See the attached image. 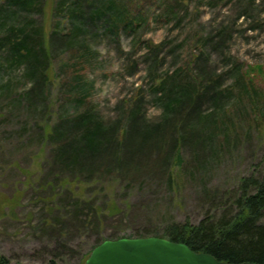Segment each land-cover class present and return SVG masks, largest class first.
<instances>
[{
  "label": "rangeland",
  "instance_id": "374dc122",
  "mask_svg": "<svg viewBox=\"0 0 264 264\" xmlns=\"http://www.w3.org/2000/svg\"><path fill=\"white\" fill-rule=\"evenodd\" d=\"M115 1L124 20L111 14L89 26L68 23L73 0H45L29 11L0 0V255L9 264H84L102 241L158 237L172 219L199 222L241 180H264V0ZM109 2L96 0L100 8ZM29 17L46 36L59 31L40 104L27 94L24 64L11 61L5 39ZM152 69L165 87L181 71L180 85L224 94L215 118L223 129L210 139L187 137L182 165L171 166L174 182L101 162L83 173L57 163L52 134L57 129L69 143L74 114L88 111L120 128L133 106L142 124L159 121L165 109ZM208 97L203 116L213 110Z\"/></svg>",
  "mask_w": 264,
  "mask_h": 264
},
{
  "label": "trees",
  "instance_id": "16d2710c",
  "mask_svg": "<svg viewBox=\"0 0 264 264\" xmlns=\"http://www.w3.org/2000/svg\"><path fill=\"white\" fill-rule=\"evenodd\" d=\"M73 1L74 7L68 8L70 9L68 23L71 21L75 25L80 23L95 26L104 17L103 20L110 19L108 17L111 14L114 15L110 19L113 22L125 19V14L121 12V7L115 0H110L105 8L102 4L101 8L98 7L100 5L97 6L96 0ZM6 3H9L10 7L19 5L29 11L34 7L43 8L46 2L6 0ZM12 16L15 17V12ZM29 18L22 29L17 32L11 29L5 39L9 43L11 61H20L24 64V75L30 81L27 94L33 93L36 103L40 104L48 87L45 85L47 82L45 71L49 67L48 52L54 47L53 38L59 31L52 30L46 36L42 26H36V21ZM79 28L81 27L77 26L74 29L73 35L80 30ZM3 42L4 38H0V44ZM148 75L153 83L154 93L159 94V100L165 109L159 121L151 122L149 125L142 124L140 110L133 106L127 109L125 121L120 128H115L113 124L106 125L88 111L74 114L69 121L72 123V128H69V143H61V132H57V129L52 134L60 144L56 154L57 163L83 173L91 172L101 162L110 165L116 172L125 170L139 174L147 170L158 176L165 175L167 180L174 182L178 170H172L171 166L174 160L178 166L182 165L181 147L187 137L199 134L203 139L206 132L209 133L210 139L217 130L223 129L215 118L220 117L218 109L224 107L221 101L224 94L215 91L208 97L209 94L206 92L212 86L203 87L201 92L204 93L199 94L196 86L189 82L180 85L182 83L177 81L181 79L178 77L183 75L181 71L174 74L177 80L170 83L172 84L169 85L170 88L165 87L166 80L157 82L159 78L155 69ZM206 97L211 99L213 110L203 116L199 110ZM110 149H113L114 153L108 154ZM106 157L108 160L104 162ZM83 168L89 170H82ZM221 206V212H218ZM216 207L218 208L207 213L199 222L172 219L169 226L156 236L184 243L193 251L210 254L219 261L233 264L244 262L264 264V180L257 178L241 180L238 192L230 194L217 203ZM0 264H9V260L0 255Z\"/></svg>",
  "mask_w": 264,
  "mask_h": 264
},
{
  "label": "water",
  "instance_id": "95a60500",
  "mask_svg": "<svg viewBox=\"0 0 264 264\" xmlns=\"http://www.w3.org/2000/svg\"><path fill=\"white\" fill-rule=\"evenodd\" d=\"M84 264H233L186 244L160 237L105 240L93 248ZM239 264H257L244 262Z\"/></svg>",
  "mask_w": 264,
  "mask_h": 264
}]
</instances>
